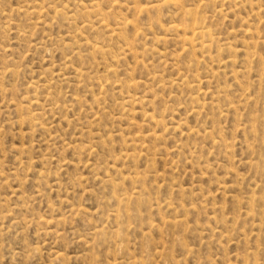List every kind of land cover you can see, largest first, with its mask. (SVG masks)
<instances>
[{
	"label": "rangeland",
	"instance_id": "obj_1",
	"mask_svg": "<svg viewBox=\"0 0 264 264\" xmlns=\"http://www.w3.org/2000/svg\"><path fill=\"white\" fill-rule=\"evenodd\" d=\"M0 264H264V0H0Z\"/></svg>",
	"mask_w": 264,
	"mask_h": 264
}]
</instances>
